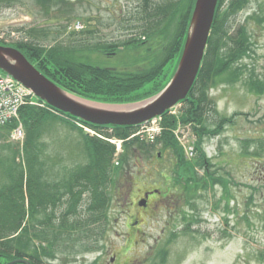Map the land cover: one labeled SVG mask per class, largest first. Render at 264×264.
Returning a JSON list of instances; mask_svg holds the SVG:
<instances>
[{
    "label": "rangeland",
    "instance_id": "374dc122",
    "mask_svg": "<svg viewBox=\"0 0 264 264\" xmlns=\"http://www.w3.org/2000/svg\"><path fill=\"white\" fill-rule=\"evenodd\" d=\"M140 1L0 0V45L26 39L27 31L36 28L45 47L62 43L101 65L134 69L139 62L134 52L121 50L106 56L95 47L131 36V29H124V12L132 16ZM74 20H80L85 30L68 33L66 25ZM234 23L245 27L252 44L240 60L245 76L249 69L263 74L264 0H250ZM247 81L239 77L234 84L210 88L216 105L206 114V126L225 121L219 135L207 134L199 145L192 126L177 125L182 143L205 151L212 177L198 168L191 177L176 181L179 170L172 150H161L158 145L152 157L127 154L132 133L124 138L109 130L120 148L113 164L123 157L125 162L117 165L119 173L105 190L106 204L95 206V212H102L99 215L106 219L94 221L87 191L59 187L48 189L58 194L53 197L56 208L41 211L36 233H32L34 224L28 222L37 247H45L49 254V245L54 244L48 264H264V92L251 91ZM47 112L35 148L45 169L42 180L57 185L90 159L81 132L86 130L71 119ZM17 117L12 124L24 128L23 140H14L12 129L0 128V187L8 183L10 169L26 168L29 131ZM156 188L161 192L150 198L147 209L137 206L145 191ZM87 219L92 223L86 230L64 232L62 228L78 221L85 225Z\"/></svg>",
    "mask_w": 264,
    "mask_h": 264
},
{
    "label": "trees",
    "instance_id": "16d2710c",
    "mask_svg": "<svg viewBox=\"0 0 264 264\" xmlns=\"http://www.w3.org/2000/svg\"><path fill=\"white\" fill-rule=\"evenodd\" d=\"M249 2L250 0L218 1L201 68L188 97L181 103V120L194 124L199 145L203 136L219 135L225 126H222L221 123L225 124V121L222 122L221 119L212 128L206 126V114L212 112L216 105L210 96V88L220 83L234 84L239 77H243L248 79L246 83L250 85L251 91L264 92V73L259 74L249 69L251 72L245 76L244 66L240 62L250 52L252 44L245 27L242 24L236 26L234 20ZM195 4L196 0H141L132 16L124 12V29H131V36L111 42H99L95 49L106 56L115 55L121 50L134 52L136 60H139L134 69L101 65L89 55L80 54L78 48L62 43L45 47L37 38L36 28L27 31L26 39L16 41L11 46L18 48L47 77L74 95L99 103H135L158 94L170 82L176 70L175 63L179 62L184 49ZM47 110L29 105L20 110V118L29 131L25 144L26 168L10 169L8 183L0 187V264H18L12 262L16 258L27 256H51L54 252L52 242L49 245L52 246L51 253L47 254L45 247L39 248L34 244L32 236V233H36V224L42 211V199L44 196L49 199L53 195L48 189L67 187L87 191L93 201L91 207L94 221L106 219L100 216L102 212H95V206L106 204L105 190L113 181L114 175L119 173L120 167L113 164L115 146L83 133L90 159L88 164L72 171L67 180H62L57 185L55 182L45 183L42 180L45 169L35 144L43 118L48 114ZM175 125L176 119L165 114L164 130L155 144L147 145L133 140L126 146L125 153L152 157L159 145L161 150H172L176 156L179 170L175 172L176 181L181 182L191 177L190 174L196 173L198 168L204 170L207 177H212L211 163L201 147H196L197 155L193 160L185 158L172 132ZM14 127L11 123L4 128L10 131ZM114 130L118 131L117 135L126 138L135 129L114 126ZM131 146L134 148L131 149ZM156 156L160 157L159 154ZM123 162L125 157L121 158L119 164L124 166ZM202 180L204 179H199ZM45 186L46 192L43 191ZM30 221L34 225L31 226L28 223ZM87 221L85 225L79 221L75 226L63 224L62 228L64 232L75 231L76 228L86 230L92 223L88 219ZM28 224L34 229L32 233H29ZM59 231L63 233L60 226ZM30 264L34 262L30 261Z\"/></svg>",
    "mask_w": 264,
    "mask_h": 264
},
{
    "label": "water",
    "instance_id": "95a60500",
    "mask_svg": "<svg viewBox=\"0 0 264 264\" xmlns=\"http://www.w3.org/2000/svg\"><path fill=\"white\" fill-rule=\"evenodd\" d=\"M218 1L196 0L190 29L175 75L160 93L137 103L105 104L78 97L88 103L104 107L81 103L71 97L73 94L67 93L43 74L15 47L0 45V70L28 88L53 109L85 123L96 126L138 127L163 116L188 97L206 53ZM131 105H135L131 111L117 112L106 109L110 106ZM152 193H146L143 201L145 202Z\"/></svg>",
    "mask_w": 264,
    "mask_h": 264
},
{
    "label": "built area",
    "instance_id": "2783aa9c",
    "mask_svg": "<svg viewBox=\"0 0 264 264\" xmlns=\"http://www.w3.org/2000/svg\"><path fill=\"white\" fill-rule=\"evenodd\" d=\"M76 28L80 29L81 25L78 23ZM36 102L29 89L13 78L0 73V127L17 118L20 109L25 104H36ZM158 131L157 126H152L146 127L140 133H147L149 140L153 141ZM13 137L18 140L24 138L22 126L14 130Z\"/></svg>",
    "mask_w": 264,
    "mask_h": 264
},
{
    "label": "flooded vegetation",
    "instance_id": "af4514ba",
    "mask_svg": "<svg viewBox=\"0 0 264 264\" xmlns=\"http://www.w3.org/2000/svg\"><path fill=\"white\" fill-rule=\"evenodd\" d=\"M151 190L145 191L143 193V196L138 200V205L142 209H147L149 207V200L152 196L154 195H149V197L146 199L144 202L143 200L145 199V194ZM49 192V191H48ZM54 196H58V194L51 195L49 199L45 198L44 205H42L43 213L46 212L47 210H53V208H56L55 205V200L53 199ZM138 221H136L137 223ZM52 257L51 256H39V258H34V256H27L24 258H16L14 261L18 264H26L27 262L33 261L34 264H48L51 262Z\"/></svg>",
    "mask_w": 264,
    "mask_h": 264
},
{
    "label": "bare ground",
    "instance_id": "6f19581e",
    "mask_svg": "<svg viewBox=\"0 0 264 264\" xmlns=\"http://www.w3.org/2000/svg\"><path fill=\"white\" fill-rule=\"evenodd\" d=\"M70 96H71V95H70ZM71 97H73V98L79 100L81 103L88 104V105L93 106V107H104V106H99V105H96V104L88 103V102H86V101L80 99L81 97L78 98V97H76V96H74V95H72ZM83 99H84V98H83ZM134 107H135V105H131V106H110V107H106V109H109V110H113V111H117V112H118V111H131V110L134 109ZM179 123H181V124L183 123V125H189V126H192L193 129H194V124H193V123H184V122L181 120V118L176 119V125H179ZM174 137H175V139H176V141H177L178 143H181V139L179 138V136L174 135ZM118 147H119V146H118ZM194 149H195V148H194ZM194 149L190 147V151L193 152ZM156 191H157V192H156ZM149 192H153V193L150 194V195H155V194H160L161 190L158 189V188H156V189H153V190H151V191H149ZM149 192H147V193H149ZM148 197H149V196H148Z\"/></svg>",
    "mask_w": 264,
    "mask_h": 264
}]
</instances>
